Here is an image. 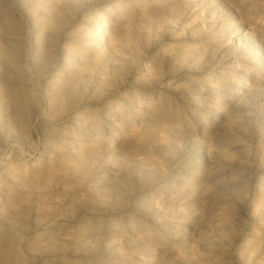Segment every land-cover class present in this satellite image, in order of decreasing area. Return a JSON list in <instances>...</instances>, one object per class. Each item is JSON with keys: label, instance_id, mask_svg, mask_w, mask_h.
I'll list each match as a JSON object with an SVG mask.
<instances>
[{"label": "rangeland", "instance_id": "1", "mask_svg": "<svg viewBox=\"0 0 264 264\" xmlns=\"http://www.w3.org/2000/svg\"><path fill=\"white\" fill-rule=\"evenodd\" d=\"M0 264H264V0H0Z\"/></svg>", "mask_w": 264, "mask_h": 264}]
</instances>
